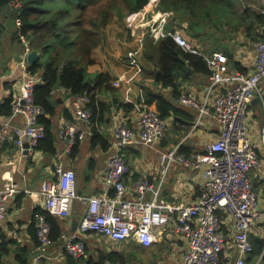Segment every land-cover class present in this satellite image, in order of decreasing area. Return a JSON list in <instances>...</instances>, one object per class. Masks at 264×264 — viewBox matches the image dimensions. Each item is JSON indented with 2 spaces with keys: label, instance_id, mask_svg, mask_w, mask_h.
I'll list each match as a JSON object with an SVG mask.
<instances>
[{
  "label": "built area",
  "instance_id": "1",
  "mask_svg": "<svg viewBox=\"0 0 264 264\" xmlns=\"http://www.w3.org/2000/svg\"><path fill=\"white\" fill-rule=\"evenodd\" d=\"M20 0H9L4 13L21 6ZM157 17H142L134 22L135 14L127 17L128 26L141 27L140 34L154 41L169 36L184 50L198 54L205 61L209 74L202 95L185 89L177 96V103L195 111L193 126L210 115L219 125L216 138L201 150L185 154L177 147L163 149L159 142L164 135L167 120L157 110L142 105L130 126L121 110H111V146L114 151L107 161L102 193L79 196L75 189V173L62 162L69 154L76 136L81 137L92 127V110L86 94L70 96L71 118L63 116L57 127V139L63 145L55 153L54 174L42 180L38 189L42 210L51 215L66 216L79 199L85 204L77 222V228L64 239L60 254L77 260L85 254V242L79 234L87 230L103 234L110 241L134 239L146 247L167 233L172 239L184 243L180 264H247L252 250L250 234L264 228V199L254 188L251 171L259 170L261 162L257 149H264V124L252 139L247 127V106L255 95L259 83L264 80V33L250 41L253 54L249 71L233 69L222 51L204 52L194 45L180 29L168 27V11H158ZM156 15V14H155ZM15 25L20 24L15 18ZM5 27L6 23H2ZM23 48L20 62L28 66ZM122 75L111 81L118 86ZM37 76L27 72L13 94L10 115H20L22 123L12 126L16 152L33 149L44 135V127L38 121L41 109L33 102V86ZM9 131L7 122L0 123V148ZM143 144L158 153V180L139 176L131 187L125 182L129 166L121 154V148L130 144ZM200 171L201 180L197 197L189 203L167 200L161 193L162 183L173 166ZM17 185L0 189V219L6 213V200L18 190ZM132 192V196L127 194ZM35 237L38 249L49 245L50 224L44 212H37ZM232 249L230 250L229 248ZM232 251V252H231ZM264 259V246L254 264ZM28 264H41L34 256ZM101 264H120L105 260Z\"/></svg>",
  "mask_w": 264,
  "mask_h": 264
},
{
  "label": "crops",
  "instance_id": "2",
  "mask_svg": "<svg viewBox=\"0 0 264 264\" xmlns=\"http://www.w3.org/2000/svg\"><path fill=\"white\" fill-rule=\"evenodd\" d=\"M156 4L158 5V1L153 2V8L156 7ZM234 4H236V6L234 5L235 9L240 12L249 8L250 11L258 12L264 16V0H234ZM5 9V7L0 8V23L1 25L3 22L6 23L5 27L2 25L4 30H0V105L10 93L16 92L21 78L28 72L27 65H23L20 59L25 46L29 51L31 50L24 36L18 37L14 34L15 22L4 13ZM142 9L136 12L138 16L142 15ZM157 15L153 14V17L155 18ZM168 15V20L173 23L174 27L180 29L187 38L194 42V45L199 49L206 46L204 40L193 39L186 32V20H174L172 10L168 11ZM115 19L114 16L110 23L101 27L99 42L96 43L97 46L91 48L89 53L91 61L85 63V70L90 76L103 73L107 74L111 81L118 76H123L118 86L109 85L108 88L106 83L99 86L97 88L98 98L107 102L112 98L118 101L132 102L133 106L127 113L125 112V118L130 126H134L135 117L142 107L141 102L138 101L139 95L148 88L159 92L183 110V113L177 116V121L172 122L171 119H166L167 125L170 122L169 131L165 137L163 135L161 138L159 147L163 149L177 147L179 150L182 146L184 150H179L181 152L185 150L192 152L204 148L216 138L219 129L218 123L210 115H206L200 124L193 126L192 120L195 111L189 107L180 106L176 97L179 92L185 89H192L202 95L208 83V73L197 71L189 65L188 69L177 77L176 91L172 88L158 87L153 83L154 71L157 69L156 58H148L145 54V50H147L145 46L158 40L154 41L151 38L137 35L128 25L126 26L124 20L117 23L114 21ZM113 24L114 27L110 29L109 27ZM248 25H250L249 30ZM244 26H240L237 31L228 36L227 44L232 42V45H228L232 50V61L236 62L242 71H249L252 67L253 54L250 49L252 39L249 38L247 32L262 33L264 18L262 22L248 20ZM151 45L153 46V44ZM152 46L150 47L152 48ZM36 53L37 58L44 60L38 50ZM80 62L83 64L84 60L82 59ZM52 95L57 101L56 112L51 118L52 131L56 135L64 111L70 109V95L62 86L55 87ZM255 97L257 100L252 101ZM22 121L20 115L11 116L10 113L0 112V123L7 122L9 124V131L3 138L0 148V189L11 183L16 184L18 189L8 196L6 213L0 219V264H22L23 259L28 264L37 255L41 264H99L101 256H107L111 252H121V248L125 254L132 256L137 251L141 254L160 256L162 253L165 255L179 249L182 257L183 241L172 239L169 234L164 232L156 241L144 247L132 238L113 242L103 234L92 230L79 234L86 245L85 254L82 257L75 260L66 254H60L64 239L76 230L79 217L85 209V204L79 199L75 200L68 215H53L59 223L60 236L57 239H51L49 245L40 251L35 237V215L42 210L38 189L43 179L53 176L57 160L55 154L52 155L34 148L27 152L23 151L21 154L16 152L12 126L20 124ZM246 122L250 136L252 139H257L258 130L264 124V80L259 83L255 95L247 106ZM99 128L111 140L110 112L105 114V121L99 124ZM56 140L58 150L63 143L58 142L57 135ZM113 151L112 146L103 149L99 145H92L90 133L85 132L81 136L79 149L75 156L69 154L62 156L63 164L75 173V189L79 196L103 192L107 161ZM120 152L129 166V172L125 174V182L129 187L139 176H145L151 181L158 180V153L155 150L146 145L134 143L123 146ZM257 153L261 160V167L259 170L251 171V178L260 198L264 199V149H257ZM200 180V171L175 165L168 171L162 183L161 193L169 201L189 203L199 193ZM127 196L131 197L132 192ZM73 223H75L74 228H72ZM251 233L262 235L260 229H254ZM229 249L231 250L232 247ZM262 261L264 262V260Z\"/></svg>",
  "mask_w": 264,
  "mask_h": 264
},
{
  "label": "trees",
  "instance_id": "3",
  "mask_svg": "<svg viewBox=\"0 0 264 264\" xmlns=\"http://www.w3.org/2000/svg\"><path fill=\"white\" fill-rule=\"evenodd\" d=\"M96 1L98 0H22L21 6L10 11L8 17L11 20L14 21L15 18L20 20V24L15 26L14 34L18 37L24 36L30 49L38 50L44 57V60L38 57L27 66L28 72L37 76L33 86V102L41 109L38 121L44 127V135L38 140L34 149L52 155L57 151V140L52 131L51 120L56 112L57 102L52 92L57 86L66 89L70 96L75 94L88 96L93 120L89 130L90 141L92 145H99L103 149L111 146V140L99 128V124L105 121V114L111 113L112 109L121 110L125 117V112L127 113L133 106L132 102L118 101L114 98L108 102L100 100L97 96V88L104 83L108 88L109 85L113 86L111 80L107 74L103 73L90 76L85 70V63L91 61L90 50L95 43L99 42L100 29L108 16L115 15L121 19L128 13L143 8L148 0H118L125 5L124 9L119 2L113 3L111 8L116 14H111L109 10L104 9L95 18L91 15L90 8ZM8 2L9 0H0V8L6 7ZM158 9L172 10L174 20H186V32L190 37L205 41L206 46L201 50L222 51L233 69L240 68L236 62L232 61V50L227 45L228 36L237 31L240 26L245 27L248 20L262 22L264 18L262 14L250 11L249 8L241 12L236 10L234 0H158ZM74 11L76 13L72 16ZM251 18L253 20H250ZM173 26V23L169 21L168 27ZM249 27L250 25L248 30ZM0 30H4L1 23ZM263 33L264 31L254 34L247 32L252 40L261 38ZM145 47L147 57L156 58L157 69L154 71L153 83L158 87L172 88L176 91V79L179 74L186 71L189 65L197 71L209 74L207 65L200 55L184 50L169 36L162 37L155 43L150 42ZM82 59L84 62L80 64ZM12 98L13 94L10 93L3 99L0 105L1 113H10ZM138 99L142 105L154 108L161 117L171 119L172 122L177 121V116L183 113L181 107L175 106L171 99L150 88L143 91ZM64 117L71 118V111L65 110ZM80 141L81 137L77 135L71 147L70 156H75L78 152ZM182 149L183 147L180 146L179 150L182 151ZM183 152L190 153L186 150ZM40 211L45 213L50 224V238L53 240L59 238L60 227L57 220L48 212ZM250 241L252 250L246 262L254 264L263 249L264 237L259 233H251ZM122 258V253L111 252L107 256H101L99 264L105 260H121ZM21 263L26 264V260L23 259ZM258 264H264V262L260 260Z\"/></svg>",
  "mask_w": 264,
  "mask_h": 264
},
{
  "label": "rangeland",
  "instance_id": "4",
  "mask_svg": "<svg viewBox=\"0 0 264 264\" xmlns=\"http://www.w3.org/2000/svg\"><path fill=\"white\" fill-rule=\"evenodd\" d=\"M20 1L22 2V0H20ZM119 1L118 0L117 1L116 0H98V1L95 2V5L90 8L91 15L96 18V17L99 16L101 10H104V9L105 10H109L111 14L112 13L116 14L115 11L112 10L111 7H112L113 3L114 4H117ZM157 1L158 0H148L147 3L145 4L144 9L141 8L142 9L141 10L142 11V15L141 16H137V17L134 16V22L135 23L143 22V21H141V19H142L143 16L146 19H149V16L150 15H153V14H156L157 15V13H158V10H157L158 9V5L156 4V7L153 8V6H154L153 5V2L156 3ZM120 5H122L121 6L122 9L125 8V5L123 3L122 4L120 3ZM234 5L236 6V4H234ZM139 10H137V11H139ZM159 10H161V9H159ZM137 11L130 12L127 15H125L124 17H122L121 19L117 18L115 15H112L110 17L108 16L106 22L104 24H102V27H104L106 24L110 23V21L113 19L114 16L116 17V19L114 20L115 22L119 23V22H122L121 20H124L125 23H126V26H127L128 24L126 22V19H127L128 15H130V14H136ZM165 11H170V10H165ZM75 13H76V11H74L72 13V16ZM146 14H150V15L147 16ZM113 27H114V24L111 25L109 28L112 29ZM142 30L143 29L141 27H139L137 29L132 30V32H134L135 34H140V32ZM95 45H96V43H95ZM227 45H232V42H230ZM169 126H170V122L166 126V129H165V132H164V137L167 135V132L169 131ZM260 162H261V160H260ZM261 233H262V236L264 237V228L261 230ZM179 246H180V244H179ZM120 253H122L123 258L121 260H112V261H118L120 264H179V258L181 257V251L179 249H177V250L175 249V250L171 251L170 252L171 254L169 253V254H165L164 255V253H162L160 256H152V254H148V253H142L141 254L138 251L135 252V255L134 256H132L131 254H127V253L125 254V252H123V248H121V252ZM151 258H152V261H150Z\"/></svg>",
  "mask_w": 264,
  "mask_h": 264
},
{
  "label": "water",
  "instance_id": "5",
  "mask_svg": "<svg viewBox=\"0 0 264 264\" xmlns=\"http://www.w3.org/2000/svg\"><path fill=\"white\" fill-rule=\"evenodd\" d=\"M37 56L38 55H37L36 51H34V50L28 51V53L26 55L27 62L30 64L31 62H33L37 58ZM187 69H188V66H187ZM256 100H257V97H255L252 101H256ZM23 146L25 147L24 151L27 152L28 151L27 150V147H28L27 142H25ZM74 224L75 223H73V227L72 228H74Z\"/></svg>",
  "mask_w": 264,
  "mask_h": 264
},
{
  "label": "bare ground",
  "instance_id": "6",
  "mask_svg": "<svg viewBox=\"0 0 264 264\" xmlns=\"http://www.w3.org/2000/svg\"><path fill=\"white\" fill-rule=\"evenodd\" d=\"M135 16L137 17V16H138V14H135Z\"/></svg>",
  "mask_w": 264,
  "mask_h": 264
}]
</instances>
